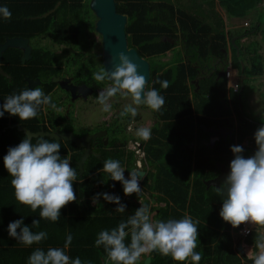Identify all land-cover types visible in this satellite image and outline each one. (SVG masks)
<instances>
[{
	"label": "trees",
	"instance_id": "16d2710c",
	"mask_svg": "<svg viewBox=\"0 0 264 264\" xmlns=\"http://www.w3.org/2000/svg\"><path fill=\"white\" fill-rule=\"evenodd\" d=\"M57 1H60V4L52 13L45 17H37L52 9ZM204 1L174 0V6L170 0H115L116 10L127 16L125 32L128 47L135 48L139 55L150 63V80L147 87L156 88L165 98V104L159 112L151 110L155 124L151 128V138L145 141L143 146L147 165L155 168V171L146 175L143 184L150 190H158L171 199L176 206L183 208L192 178L193 196L190 197V213L199 221L196 248L202 256L199 264H241L240 257L236 256L231 248L233 242L228 232L230 224L219 218L222 205L220 207L212 204L213 201L220 200L222 203V197L216 194L215 187L207 189L204 183L205 179L218 172L215 162L230 163L234 158L230 146L235 145V139L230 137L227 140H218L214 146L205 144L204 141H207L209 135L202 125L209 126L210 122L201 115L228 112H224L221 105L215 106L214 98L211 96L205 99L199 96V100L189 97L190 88L186 82L187 79L196 76L195 68L183 63L169 66L160 59L173 47V41L179 39L186 57L198 58L199 56V59H205L213 53L219 54L225 44L222 19L219 16L217 21L220 23L210 22L211 20L207 19V13H210L211 19L218 15L213 6L215 0H207L209 7L205 6ZM218 1L229 15L242 17L250 10L258 8L262 0ZM0 6H7L12 13L10 20L0 17V44L5 38L16 36L29 40L39 36H49L53 43L71 47L56 52L46 45L32 44L31 58L24 63L21 62V50L7 48L2 53L1 65L10 75V79L0 75V105L4 103L8 95L27 88L25 77L40 79L41 83L38 87H41L46 95L52 94L57 86L52 82V76L59 75L62 71L70 75L74 68L77 71L75 75H79L76 78L80 79L77 82L82 81L92 85L94 93L96 88L111 82L110 80L101 83L95 81L93 73L103 66L100 62L97 67V63L89 60V55L85 58L84 52L94 44L93 41L87 42L85 35L89 28L93 29V26L85 24L81 27L79 18L83 9L89 8V0H0ZM263 18L264 14L260 8L256 22L251 23L249 29L254 30L255 33L260 31L264 40ZM258 47L259 43L256 41L248 45L251 55L249 67L246 66L245 70L249 73H261L264 70L262 56L257 52ZM180 54V52L176 53L178 59L182 58L179 57ZM156 80L169 81V87L161 88L160 84L155 83ZM52 99L57 107L61 106L57 103L58 98L52 97ZM64 102L61 103L64 104ZM217 108L218 112L215 111ZM63 119H66L64 114L48 106H41L37 117L24 121H21L18 116L5 112L4 116L0 117V170H6L3 157L7 154L8 148L16 146L25 136L23 131L18 130L17 127H9L8 124L19 123L32 132L40 129L59 132L71 130L68 124H63ZM109 131L107 145L97 142L96 151L100 153V158L91 155L83 166L82 174H79L77 161L82 156L83 150L70 141L60 143V155L62 158H70L72 167L77 173V180L73 182L77 199L91 194L89 187L92 188V185L86 186L87 182H77L78 180L92 173L93 178L98 175L110 177L103 170L104 161L108 158L119 160L123 157L124 146L130 138L129 135L125 133L123 126L117 120L111 125ZM250 132L248 127L240 126L236 133L237 142L240 143ZM39 138H32V143L35 144ZM43 138L50 142L54 141L48 137ZM243 155L248 156L246 153ZM11 179L10 175L0 176V264H27L29 255L37 247L44 250L49 247H63L67 229H71L73 239L71 245L65 249L66 254L72 258L79 256L82 261H89L90 264H104L106 257L104 248L96 247L94 243L97 234L103 229L110 230L116 227L122 219L134 214V212H126L127 210L119 213L115 211L116 204L106 201L104 210L99 211L91 206L80 210L76 206V199L74 204L69 203V208L67 206L62 208L61 218L56 225L49 220H40L38 227H32L34 218L25 221L26 225L32 227V231L48 233V238L39 245L25 246L8 235L9 222L21 218L27 219L24 218L21 210L13 208L23 205L15 199ZM149 180L152 182L151 185ZM109 181L113 180L110 178ZM115 182L118 186V181ZM103 191L109 193L107 189H102ZM117 192L115 190L116 194ZM196 201L199 202L198 206L195 205ZM68 213L70 214L67 216ZM183 216L181 212L173 209L170 218L179 219ZM168 217L169 213L165 208L161 219L167 220ZM195 218L193 219L196 220ZM238 229L239 227L235 230ZM221 230L222 233H220ZM255 235V232H251L246 237V241L254 242ZM126 242H130V237ZM140 264H143V260ZM149 264H178V262L170 256H161L155 252ZM184 264H191V261ZM244 264H252V261L246 260Z\"/></svg>",
	"mask_w": 264,
	"mask_h": 264
},
{
	"label": "clouds",
	"instance_id": "9594fccd",
	"mask_svg": "<svg viewBox=\"0 0 264 264\" xmlns=\"http://www.w3.org/2000/svg\"><path fill=\"white\" fill-rule=\"evenodd\" d=\"M0 17L10 20L12 13L7 6H0ZM119 63L114 70L102 67L93 73L98 83L110 80L112 83L103 88L96 97L101 111H111V98L118 93L131 98L119 115L121 118L138 115V107L144 105L152 111L159 112L165 98L156 88L147 87L148 80L138 72V65L123 51L116 54ZM161 88L167 89L169 81L156 80ZM41 106H48L59 111L51 94L46 95L41 87L25 88L18 93L8 95L0 105V117L5 112L18 116L21 121L30 120L39 114ZM151 128L138 127L135 135L143 141L151 138ZM256 150L245 157V149L240 145L230 146L234 158L230 161V172L216 194L222 197L219 215L233 228L249 223L255 226V251L249 250L247 258L252 264H264V123L254 132ZM60 142L39 138L35 144L32 136L25 133L24 138L16 146L8 148L3 157L4 167L12 177L15 199L22 205L29 206L33 212L39 209V219H33L32 227H38L40 219L57 222L61 209L76 201L73 182L77 180L76 170L70 158L60 155ZM103 170L113 181H119L125 195L141 192L140 179L143 171L138 164L125 178V168L117 159L104 161ZM144 174V173H143ZM115 187V185H112ZM117 205L115 211L124 213L126 205L119 195L114 193H97L92 202L99 205V198ZM198 220L185 214L182 218L153 220L148 204L141 203L134 214L122 219L116 227L101 230L95 239V246H103L106 253L104 264H140L143 256L153 252L161 256H170L178 264L191 261L199 264L201 253L196 251L198 240ZM32 227L24 223L23 218L8 224V235L25 246L39 245L48 238L46 231H32ZM19 229V231H17ZM247 234V233H246ZM130 237V242H126ZM73 236L68 233L63 247H49L47 250L37 247L28 257L27 264H90L79 256L72 258L66 254Z\"/></svg>",
	"mask_w": 264,
	"mask_h": 264
},
{
	"label": "crops",
	"instance_id": "0c3cea01",
	"mask_svg": "<svg viewBox=\"0 0 264 264\" xmlns=\"http://www.w3.org/2000/svg\"><path fill=\"white\" fill-rule=\"evenodd\" d=\"M159 1H162V0H159ZM170 1L172 3H174L173 5L175 6L174 0H170ZM203 3L205 4V6L209 7L207 0H205ZM213 6H214V10L216 11V13H218V15H216L215 18L211 19L210 13H207V16H208L207 19H210L211 20L210 22H215V24H216L218 22L220 23V21H217L218 17L220 16V18L222 19V24H223L222 26L224 29V43L225 44L222 47V49H220L219 54L213 53V55H210L209 57H206L205 59L204 58L199 59V56H198V58H196V56L186 57L185 56V50L183 49V46H182V42L179 39V40L173 41L174 42L173 47L171 49L167 50L165 52L164 56H162L160 59L162 62H166L167 65H169V66L176 65L179 63H183V64H185L191 68L196 69V76L193 78L187 79V82H186V84L190 88L189 89V97L191 99L199 100V96H200V98H204V99H205V97L211 96L212 98H214L215 106L221 105V107L224 110H225V103L228 102L227 108L229 110V107H230L229 100L231 97H233V99L235 100L237 98V92H235V90L233 91L232 88H229V89L226 88L225 80L223 79L222 76L219 77V75L223 72V70L225 69V66H230V69L232 70V73H231L232 80L230 79V82L232 83L233 81H237L238 78L241 77L240 72H243L242 69L245 71V67L248 66V64H249L248 62L250 59L249 57L251 55V53L248 50V45L253 41L258 42L260 45V41L253 38V36H255V34H256L254 32V30L249 29L251 27V23L256 22V19H257V16L259 13L256 15L255 20H253V22H252L250 20V17H248V14L254 9L250 10L249 13H247L245 16L236 17V16L229 15V13L225 10L224 7L221 6V4L219 3L218 0L214 1ZM245 23H247V24H245ZM40 38H41V36L30 40V44L32 45L33 44L32 41L34 40L35 44L39 45L38 42H39ZM261 38H262V36H261ZM177 52L181 53L179 56V57H182L181 59H178L176 57ZM257 52L260 54V50L258 48H257ZM164 57H165V59H164ZM201 63H202V65H205L206 67L204 66L201 69V71H199L198 65H200ZM1 67H2V65H1ZM204 70H205V72H204ZM9 79H10V77H9ZM197 94H199V95H197ZM51 96L53 98H56V99L58 98L57 103L61 104V106H58L57 108L59 109V112H61L63 114L62 107L66 104H62L61 102L65 100V95L62 94L59 90H57V88H54ZM66 108L68 109V106ZM217 110H218V108L215 111L218 112ZM225 112H227V111H225ZM44 114H46V110H44ZM68 114H70L69 111H68ZM209 114L214 115V116L221 115V114H216L215 112L214 113L212 112ZM64 115H65V113H64ZM69 120H70L69 118L63 119V124H66V122H69ZM218 130H220V129H218ZM209 133L212 134V132L209 131L208 135H209ZM231 137H234L235 145H240V143H238L236 140L237 136H234V134H233V135H231ZM131 139H135V138L130 137L128 139L129 146L133 141ZM213 139H214V141L212 142L211 141V135H209L207 141H204V143L209 144L210 146H214L216 141L222 140V139H219V137H215ZM240 146H243V145L241 144ZM141 150H142L144 156H142V161L141 162L137 161L136 164L134 162L135 161V155H133V151L130 150L129 148H127L126 145L124 146L123 157L119 158V161L121 162V166L123 168H125V171H124L125 178H129L130 171L132 169L136 168L139 163L145 169L146 172L144 173L143 177L139 181L140 187H141V192L138 195L135 193H133L132 195H125L123 192V186L119 181H118V186H117V183L115 181H111V182L109 181L110 177L105 176V175H101V176L98 175L97 177L93 178L94 174L92 173L91 175L77 181V182H80V181L87 182L86 186L92 185V188L89 187V191H91V194H89L88 196H85L83 198L78 197L76 206L80 210L88 209V206H91V207H93L99 211H100V209L104 210L107 203L105 202V200H103V197L101 196L99 198V205H103V207H100L97 204H94L92 202V197L95 196L97 193H103L104 191L102 192V189H107L109 191V193H114V194H116L115 190H117L118 192L116 195H119L121 198V202L126 205V210H127L126 212H132L133 213V212H135V210L137 208H139L141 206V203H144V204L149 205L151 217L153 220H160L162 213H163V209H165V208H167V211L169 213L168 219L170 218L173 209H176L177 212H181L183 215L188 214L192 218H195L194 215H191V213H190V197L193 196V190H192L193 189V187H192L193 179L192 178L190 179L191 185H190V187H188V195H187V199L185 201L184 207L181 208L179 206H176L173 203V201L171 199H169L168 197H166L164 194H162L158 190H150L147 185L143 184V179L146 177V175L149 172H154L155 168L147 165V162L145 159V156H146L145 155V149H144L143 145H142ZM95 153H97L99 156H96V155H93V156H95L96 158H100V153L99 152H95ZM90 156L91 155H89L87 157V159ZM113 159H115V158H113ZM86 160H85V162H86ZM85 162H84L83 166L85 165ZM219 163H221V162H215V165H216L218 170H220L219 167L217 166V164H219ZM2 170H0V176H5V177L9 176L7 170H3V171ZM82 172H83V170H82ZM82 172H80V169H79V174H82ZM207 179L204 180L205 186H206V181H209ZM151 184H152V182L149 180V185H151ZM112 185H115V187H112ZM210 187L216 188L217 186H215V185L206 186L207 189ZM84 199H87L88 201H83ZM74 203L75 202H72V204H74ZM198 204H199V202L196 201L195 205L198 206ZM212 204L220 206V207L222 205L221 200L220 201H213ZM69 206L70 205L68 204L67 208H69ZM11 208H12V206H11ZM13 208L16 210H21V212L24 213V216H25L24 218H27L26 220L24 219V223H26L25 221H27L29 219H33V218L39 219V209H37L36 212H33L29 206H25V205H23L21 207L14 206ZM27 209H28V211H27ZM29 212H31L30 215H29ZM61 212H62V209H61ZM70 213H68L67 216ZM219 218L221 219V221L225 222L220 215H219ZM195 219L197 220V218H195ZM40 220L45 221V219H40ZM58 221L52 222V223L53 224L55 223L54 225H56L58 223ZM30 222H31V220H30ZM236 228H233L230 224L229 229H228V232L230 233V235L232 237V242H233L231 248H232V251L234 252V254L236 256L240 257L241 264H244L246 260H249L247 258V252L249 250L255 251L254 242H247L246 241L247 240L246 237H248L251 233L248 236L244 237V236L239 234L238 230H235ZM222 232L223 231L221 230L220 233H222ZM252 232L256 233V228H254ZM68 233H72L71 229H67L66 235ZM239 245L242 248V252L238 249ZM154 253L155 252H153L147 256L152 257V255ZM210 256H213V255H210ZM145 257L146 256H143L141 258V260H143V264H144ZM210 258L213 259L212 257H210Z\"/></svg>",
	"mask_w": 264,
	"mask_h": 264
},
{
	"label": "flooded vegetation",
	"instance_id": "af4514ba",
	"mask_svg": "<svg viewBox=\"0 0 264 264\" xmlns=\"http://www.w3.org/2000/svg\"><path fill=\"white\" fill-rule=\"evenodd\" d=\"M202 63L201 65H198L199 71H201V69L205 66V65H202ZM263 64H264V61H263ZM61 66L63 67V65ZM247 67H249V64ZM229 69H230V66H225V69L219 75V77L221 76L223 77V79L225 80L226 88L228 89L231 88L232 84L237 85L235 89V92H237V98L235 100L233 99V97L230 98L229 110L227 108L228 102L225 103L224 112L227 111L228 113H224V114L216 115V116L209 115V114H202L201 117L204 118L206 121H209L210 123H209V126H205L202 124L201 125L206 132H209L211 128H215L216 130L218 129L225 130L226 136L222 134L221 132H218L216 134V137H219V139H222V140L229 139L231 135L233 134L234 136H237L236 133L240 129V126L248 127L251 132L243 138V140L240 142V145L241 144L243 145V148L245 149L244 153L250 156L254 154L256 147H257L255 144V139H254V129L256 130L261 125V123H264V85H263L264 84L263 82L264 70L261 73H249L247 72L248 70L244 71L242 69L243 72H240L241 77L238 78L237 81H233L231 83L230 82L231 76L230 75H229L230 77L227 76V71ZM76 73L77 71L74 68L73 72L70 75L68 73H65L64 71H62V73H60L59 75H55V76H58L60 79L68 78L69 83H72L73 85H76V86L86 85L88 88L91 89V92L86 97H83L79 92H76V97L74 99H71V94L69 92L62 90L58 85L55 87L57 88V90L63 92L65 95L64 104L68 106V109H66V112H65V118L70 119L69 122H66V124H68L71 127V130H68V131H73L77 136H82L84 134L99 133L100 136L97 137L95 141L93 140L90 143V146L93 149V151L97 152L96 151L97 142L100 141L103 143V145L108 144L107 138L109 136L110 127L115 122V120H117V122H119L123 126L125 133L129 135V137L135 138V139H131L133 141L130 144V146L127 141L126 147L129 148L130 150H133V155H135V161H134L135 164L137 161L141 162L142 156H144L141 149L145 141L142 142V140H140L135 135V130L138 127H141V125L139 124L142 119L140 114L136 115L134 118H132L131 116L121 118L119 113H117L114 117L113 112L112 113L107 112L108 115L105 117H102V115L104 114V112L102 111V115L101 117H99L97 115H100V114L97 112L96 114H94L93 117H91L90 115L92 119H96L95 123H93L91 126H88L87 123H82V121H80L79 119L74 120V117L77 119V115H78L77 113H78V110H80V108L77 109L78 105L76 102L77 101L86 102L90 96H94L96 98L97 95L99 94V89L102 88V87L96 88V93H94V88L92 87V85H87L86 82H82V81L77 82L80 79L76 78V77H79V75H75ZM87 81H89V79H87ZM91 84H94V82H91ZM69 107L71 108V110ZM68 111L70 112L69 115H67ZM72 115H73V119H71ZM97 118H100V120H97ZM152 119L155 121L153 116H152ZM212 120L213 122H211ZM98 121L105 123L104 124L105 126H101L98 123ZM154 121L150 126H147V127L152 128V126L155 124ZM84 128L87 130H84ZM75 130L77 131L75 132ZM209 135L212 136L213 134L209 133ZM82 150L84 151V149ZM222 164L225 165V167L230 170V167H229L230 163H222ZM140 166L142 170L143 166L142 165ZM142 171L146 172L144 168ZM219 173H220V170H218V172L214 176L209 177L207 180H212L216 178L219 175ZM222 183L223 181L219 184V187L221 186Z\"/></svg>",
	"mask_w": 264,
	"mask_h": 264
},
{
	"label": "water",
	"instance_id": "95a60500",
	"mask_svg": "<svg viewBox=\"0 0 264 264\" xmlns=\"http://www.w3.org/2000/svg\"><path fill=\"white\" fill-rule=\"evenodd\" d=\"M60 4V1H57L52 9L49 11L37 16V17H45L48 14L52 13ZM89 8L93 12L96 21L94 24V30L100 35L101 38V64L103 67L110 72L114 70L115 64L119 63L116 58V54L118 52H125L130 59L136 63L138 67V72L143 74L146 80H150V63L144 57H141L137 50L133 47H128L127 36L125 32V26L127 24V16L125 14L119 13L116 10V2L115 0H89ZM261 8L264 14V0H262ZM264 38V33H263ZM17 48L22 51L21 62L31 58V50L32 45L30 44V40L25 37L16 36L5 38V40L0 44V75L10 77L7 73H5L1 67L2 63V53L7 48ZM27 81V88H33L35 86L40 85V80L38 78L31 79L29 77H25ZM52 82L56 83L62 90L67 91L71 94V99L76 97V92H79L83 97H86L91 89L86 85L76 86L72 83H69L68 78L60 79L58 76L52 77ZM112 82V81H111ZM9 127H17L18 130L23 131L24 134L28 133L35 137H48L51 139L56 138L58 142L62 141H70L76 147L84 149L83 154L80 160L77 162L80 172L83 170V164L89 155L99 156L97 153L93 151L90 146L91 141H95L97 137L100 136L99 133L94 134H84L82 136H77L73 131H52V130H43L40 129L37 132H32L24 125L19 123L8 124ZM212 132L211 141L213 142L216 137L217 132H221L226 136L225 130H216L215 128H211L209 130ZM231 135V134H230ZM217 166L220 169L219 175L209 181H206V186L215 185L219 186V183L224 181L229 174L230 170L225 167V165L219 163ZM143 173H145L143 171ZM142 173V177L143 174ZM141 180V179H140ZM238 249L242 252V248L239 245ZM151 260L150 256H146L144 259V264H149Z\"/></svg>",
	"mask_w": 264,
	"mask_h": 264
},
{
	"label": "rangeland",
	"instance_id": "374dc122",
	"mask_svg": "<svg viewBox=\"0 0 264 264\" xmlns=\"http://www.w3.org/2000/svg\"><path fill=\"white\" fill-rule=\"evenodd\" d=\"M261 3L258 5L259 6L258 8L252 10L248 14V17H250V20L252 22H253V20H255L256 15L260 12ZM79 20L81 21V27L84 26L85 24H88V26H93V29L89 28L87 30V34L85 36L87 38V42L93 41L94 44H92L90 46V48L88 49V51L84 52V54H85V58H87L89 55V57H88L89 60L93 61L94 63H97V67H98L99 63L101 62V38H100V35L94 30V24H95L96 18L94 16L93 12L90 10V8H88V9L84 8L83 11L81 12V18H79ZM263 24H264V18H263ZM261 36H262V33L260 31H258L255 34V36H253V38L260 41V45H259L258 49L260 50V54H261L262 59L264 61V40L261 38ZM32 43L34 45H36L34 40L32 41ZM38 44L43 45V46L46 45L56 52H60L63 48H68V49L71 48L67 45H63V44L59 45V44L53 43L49 36H43V37L41 36ZM164 59H165V57H164ZM263 82H264V79H263ZM111 83L112 82L106 83L105 86H103L102 88L99 89V92L103 88L109 86ZM61 93L64 94L63 92H61ZM109 102L112 105L110 112L111 113L113 112V116L115 117V115L117 113H120V111H122L123 107L126 104L131 103V98L122 96L118 93L115 97L111 98V100ZM76 103L78 105L77 109L80 108L81 111L78 110V113H77L78 115L76 114L77 119L74 117V120L79 119L80 121H82V123H87L88 126H91L96 121V119L91 118L94 116V114H96L98 112L100 115H97V116L101 117V115H102L101 106L96 102V98L94 96H90L86 102L77 101ZM79 105H81V106H79ZM66 107H67L66 105H64L62 107L63 114L66 112V109H67ZM70 110H71V108H70ZM138 114H140L142 117L141 122L139 123L141 126H150L153 123L154 120L152 119V116H151V114H152L151 109H149L148 107H146L144 105L139 106L138 107ZM90 115H91V117H90ZM107 115L108 114L104 112L102 117H105ZM71 119H73V115H72ZM97 120H100V118H97ZM98 123L101 126H105L104 125L105 123H103L101 121H98ZM81 130H83V129H81ZM84 130H87V129L84 128ZM76 131L77 130H75V132Z\"/></svg>",
	"mask_w": 264,
	"mask_h": 264
},
{
	"label": "built area",
	"instance_id": "2783aa9c",
	"mask_svg": "<svg viewBox=\"0 0 264 264\" xmlns=\"http://www.w3.org/2000/svg\"><path fill=\"white\" fill-rule=\"evenodd\" d=\"M245 24H247V23H245ZM231 73H232V70L229 69L227 71V76H229V75L231 76ZM236 87H237L236 84H232V86H231V88L234 89V90L236 89ZM254 228H255L254 225L249 224V223H244V224H241L239 226L238 232H239L240 235L245 237V236H248L253 231Z\"/></svg>",
	"mask_w": 264,
	"mask_h": 264
},
{
	"label": "bare ground",
	"instance_id": "6f19581e",
	"mask_svg": "<svg viewBox=\"0 0 264 264\" xmlns=\"http://www.w3.org/2000/svg\"><path fill=\"white\" fill-rule=\"evenodd\" d=\"M261 2H262V1H261ZM95 21H96V20H95ZM231 80H232V78H231ZM241 83H242V82H241ZM237 89H238V88H237ZM135 149H136V148H135ZM135 149H134V150H135ZM132 151H133V150H132ZM136 152H137V151H136ZM142 170H143V169H142Z\"/></svg>",
	"mask_w": 264,
	"mask_h": 264
}]
</instances>
